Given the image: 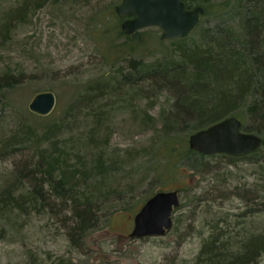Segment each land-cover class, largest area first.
<instances>
[{"label":"rangeland","instance_id":"rangeland-1","mask_svg":"<svg viewBox=\"0 0 264 264\" xmlns=\"http://www.w3.org/2000/svg\"><path fill=\"white\" fill-rule=\"evenodd\" d=\"M119 1L0 0V75L9 74L0 76V264H50L57 255L73 264H194L215 224L213 233H227L224 239L233 236V244L264 240V212L258 210L264 207V146L241 156L205 155L187 166L175 149L162 150L167 134L183 138L182 118L191 124L198 121L189 118L191 113L178 112L180 119L166 122L178 94L185 92L175 87L178 78L172 74L173 81L167 82L157 76L136 85L118 82L120 72L132 69L131 58L145 77L144 69L159 59L172 64L171 59L198 47L210 48L204 47L203 36L214 38L209 28L215 22L233 26L235 39L245 47L255 42L264 46V31L252 33L240 20L246 0H198L207 13L189 36L163 40L160 28L144 27L133 36L141 42L135 53L116 59L122 38L115 29L103 32L117 23L121 27L122 20L112 12ZM107 38L114 40L113 50ZM7 78L16 82L13 88L2 84ZM44 89L55 94L58 117L63 113L61 124L47 122L56 136L38 126L44 121L28 108L32 95ZM99 120L100 129L108 131L107 141L88 136ZM51 142L72 150L68 162H82V154L117 160V177L99 176V188L105 191L102 220L86 236L83 248L67 235L61 214L35 211L33 219L32 213L18 219L10 214V222L4 217L6 201L30 194L32 184L49 188L39 184L43 174L32 179V150L51 152ZM160 188L180 193L172 228L163 236L131 238V208ZM225 242L228 250L233 248ZM249 254L244 264H264V252L254 259ZM237 258L227 264H243Z\"/></svg>","mask_w":264,"mask_h":264},{"label":"trees","instance_id":"trees-1","mask_svg":"<svg viewBox=\"0 0 264 264\" xmlns=\"http://www.w3.org/2000/svg\"><path fill=\"white\" fill-rule=\"evenodd\" d=\"M243 4L240 7L244 9L240 16L242 25L249 28L252 33L263 32L264 0H246V3ZM112 12L120 22L122 18L113 10ZM206 13L207 10L204 9V14ZM225 25L221 22H215L209 28L214 38L210 40L207 36H203L206 40L204 47L207 48L206 44H210V48L201 50L198 47L192 50L188 56H182L177 60L171 59L172 64H162L163 61L159 59L149 67H146L147 70L144 69L146 71L145 74L147 73L145 77L140 76L139 73L142 70L139 69L138 62L134 60L135 58H131L132 69L126 74L120 72L122 78L118 80V82L125 81L131 85H136L139 81H151V78H155V76L166 82L168 80L173 81L171 79L172 74L179 79V81L177 79L178 83L176 82L175 85L177 86L175 87L179 89L184 87L185 92L178 94L177 103L173 105V109L168 116L170 121L167 120L166 122L170 124L176 121L175 119H180L177 116L178 112H185L187 115L191 113L189 118L194 116L198 121L195 124H191L188 120L185 121L182 118L180 131L184 132L183 138L175 139L167 134L164 138L162 150L171 152V149H175L179 160H187L184 163L187 166L189 163L190 167L196 165L197 158H203L205 155L190 149L186 142V137L191 132L228 115L236 116L241 121L244 131L264 136V46L257 45L255 42L245 47L243 43L235 39L233 26ZM114 29L116 31L115 35L122 38L121 41H118L121 44L117 45V52H115L114 57L116 59H127L128 56H132L135 53L141 44L138 38L135 41L133 38L137 31L127 35L121 31V27L117 23L116 27H113L111 31L104 30L103 33L107 34ZM106 40L109 43L107 46H110V49L113 50L114 45H116L114 40H109V38ZM185 64L192 68L190 72V68H185ZM116 73H119V70ZM6 75L9 76L7 73L0 76ZM162 80V85L166 84ZM2 82L6 87L13 88L16 85V82H11L8 78ZM61 114L63 115V113H60L59 117ZM33 116L44 121L38 126L44 129L47 127V131L51 135L54 134L51 133L53 129L47 122H56L58 125L63 122L54 109L47 116H38L36 114ZM102 122L101 120L96 122L95 128L93 127L88 134L90 138L97 136L98 138L106 137L105 141L108 140V131H104V128L100 129ZM50 145L53 150L51 152L47 148L39 150L37 153L32 150V179L36 178L39 173L43 174L39 184L47 183L49 188L44 190L43 187L37 188V186L32 184V192L30 194H23L15 201L12 199L6 201L7 206L4 210L2 209L4 217L10 222V214L14 215L16 219L22 217L23 213H32L33 219L35 211L44 210L56 216L61 214L63 224L68 230L67 235L74 237L73 242L83 248L86 236L95 231L102 220L101 197H103L105 191L99 188V176L101 175L104 179L117 177L120 172L119 168L113 166L117 160H112L110 163L99 154H96V157L92 156V154H82L80 155L83 159L82 162L80 160L75 163L68 162L67 156L69 155L67 153L72 151L71 149L60 148L57 142L56 144L51 142ZM189 159L192 162H188ZM177 165L179 164L177 163ZM159 190H165V188H160L156 191ZM156 191L150 192L134 208L130 206L132 212L135 214L146 198ZM258 210L264 212V207L262 206ZM212 228L217 231V224L213 225ZM213 230L209 239L203 241L194 264H200L202 257L205 259L201 264H227L230 259L237 258L239 255L242 256L237 258L236 261L244 264L246 262L243 258L247 257L248 253H250L249 257L254 255V259L264 252V240L255 242L253 238H248L250 237L248 235V239H244L247 241H236L234 245L233 242H230L233 236L224 239L223 235L227 233L214 234ZM226 240L231 245L233 244V248L228 250ZM257 248L258 251L255 256ZM50 264H73V262L63 255H57Z\"/></svg>","mask_w":264,"mask_h":264},{"label":"water","instance_id":"water-1","mask_svg":"<svg viewBox=\"0 0 264 264\" xmlns=\"http://www.w3.org/2000/svg\"><path fill=\"white\" fill-rule=\"evenodd\" d=\"M115 11L123 18L120 23L123 33L130 35L138 29L157 26L164 40L189 36L199 24L204 6L187 7L186 0H120ZM55 105L56 96L47 89L35 92L28 102L29 110L38 116L49 115ZM263 141L261 135L244 131L241 121L229 115L191 132L187 143L190 149L203 155L241 156L257 151ZM179 204L177 189L156 191L134 214L129 236L164 235L172 228L173 214Z\"/></svg>","mask_w":264,"mask_h":264},{"label":"flooded vegetation","instance_id":"flooded-vegetation-1","mask_svg":"<svg viewBox=\"0 0 264 264\" xmlns=\"http://www.w3.org/2000/svg\"><path fill=\"white\" fill-rule=\"evenodd\" d=\"M198 0H188L187 1V7H192L197 5L198 3H196Z\"/></svg>","mask_w":264,"mask_h":264},{"label":"bare ground","instance_id":"bare-ground-1","mask_svg":"<svg viewBox=\"0 0 264 264\" xmlns=\"http://www.w3.org/2000/svg\"><path fill=\"white\" fill-rule=\"evenodd\" d=\"M167 232H168V231H167ZM167 232H166V233H167ZM166 233H165L164 235H166ZM157 236H163V235H157Z\"/></svg>","mask_w":264,"mask_h":264}]
</instances>
